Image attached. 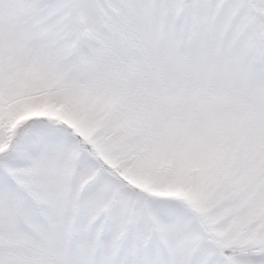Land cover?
<instances>
[{
  "label": "snow or ice",
  "instance_id": "1",
  "mask_svg": "<svg viewBox=\"0 0 264 264\" xmlns=\"http://www.w3.org/2000/svg\"><path fill=\"white\" fill-rule=\"evenodd\" d=\"M0 264H264V0H0Z\"/></svg>",
  "mask_w": 264,
  "mask_h": 264
}]
</instances>
